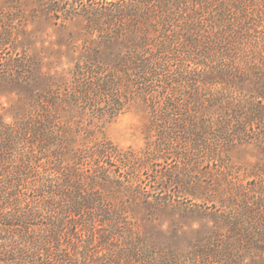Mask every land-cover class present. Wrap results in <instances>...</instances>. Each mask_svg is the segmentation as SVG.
<instances>
[{"label":"rangeland","instance_id":"1","mask_svg":"<svg viewBox=\"0 0 264 264\" xmlns=\"http://www.w3.org/2000/svg\"><path fill=\"white\" fill-rule=\"evenodd\" d=\"M239 1L246 7L248 0H119V4L77 0L79 8L96 4L134 9L131 20L119 23L118 35L112 31L110 44L90 31L81 17L66 26L44 18L28 26L36 31V39L24 59H35L40 78L44 73L53 77L48 82L53 84L50 93L63 107L56 123L59 138L66 136L89 151L110 142L117 151L104 144L106 159L101 164L111 172L109 181L94 179L101 176L100 168L84 167L82 174L94 181L85 186L88 182L82 180L79 191L77 186L67 189L57 179L49 183L56 176L46 175L52 147L26 154L24 160L30 163L15 185L17 207L26 217L19 222L27 228L13 233L4 232L0 225V244L4 243L0 264H11L19 248L24 249L22 264H145L135 257L144 259L146 253L160 264H221L220 257L197 258V250L220 252L229 237L231 264H264V237H258L264 232V124L244 128L245 122L236 118L230 123L240 129L234 141L219 139L221 127L218 135L212 130L208 135L196 131L193 136L189 129L229 121L225 104L230 87L223 84L225 74L230 82L236 72L243 76H238L243 85L231 82L237 92L234 103H253L254 84L264 77V23L239 40L237 10L227 12L229 4L235 2L237 7ZM253 1L249 11L260 9L264 17V0ZM221 4L225 6L222 21ZM227 13L232 24L225 22ZM104 30L102 37L107 36ZM233 30L238 39L228 56ZM12 46L0 47V114L6 123L19 121L20 109L29 103L24 89L30 69L14 71L12 59L19 54ZM147 60L156 64V74L138 68ZM77 64L84 67L80 72L85 77H100L113 88L104 96L74 97L76 87L85 88L74 83ZM44 84L41 89L47 88ZM77 102L82 108L74 113L70 109ZM21 138V147L29 150L31 139ZM213 146L217 147L214 154L208 152ZM12 148L10 154L19 157L18 147ZM115 176L124 180L122 186ZM83 197L89 201L88 208L74 213L73 198L81 202ZM249 231L256 232L254 247L245 242ZM39 237L41 243L32 247ZM238 239L254 250L238 253Z\"/></svg>","mask_w":264,"mask_h":264},{"label":"trees","instance_id":"2","mask_svg":"<svg viewBox=\"0 0 264 264\" xmlns=\"http://www.w3.org/2000/svg\"><path fill=\"white\" fill-rule=\"evenodd\" d=\"M112 1L113 2L111 3L113 4H119L117 3L119 0ZM245 2L246 7L244 6L245 4L243 1H239L237 3V7L236 3L233 2V4L231 6L229 4V8H227V12L229 13L234 12L231 9L237 10V16H235V26L237 27L236 24L241 23V32H239V40H244V38H248L251 31H254L257 27L261 25V23H264V17L260 15V13H258L260 9H257L256 11H249V9L251 10V6H253L254 1L248 0V2ZM98 6L99 5L95 4L93 6L87 5L85 7L79 8L77 6V0H0V47L3 45L13 44L12 48H14L16 50L15 52H17L15 54H19V58L12 59L11 67H13L15 72H22V70H24L26 67L30 69L28 70L30 73L29 80L28 82H26V87L24 89V92L26 93L25 97L28 99L29 103L20 109L21 119L18 121L17 119L19 118H16L15 122L6 123L4 121V117L0 114V217H3L4 220L2 223H0V225L2 228L5 229L4 232L10 230L14 233L15 231H20L21 227H24V230H26L27 228V226L22 224L26 219L25 214L23 213V211L20 212L17 207L19 196L16 195L18 190H16L17 185H15V182H19L20 178L23 177L26 164L30 163V160H28L29 162H27V160H24L26 154L33 156L36 151L41 153L43 149H46L47 147H52V150H48L50 155L49 157H47V162L50 165V168L48 169L50 173L46 175L50 177L54 174L56 176H52L50 178V184L53 182V180L55 182V179H57V182L64 183V186H66L67 189L71 186H77L75 189L79 191L80 188L78 187L80 185L82 186V180L85 182H93L94 179L97 178L103 182H108L110 179L111 172H109L107 168H105V166L101 163L103 158L106 159V154H104L105 152L103 148H112L113 146L111 145V143L107 142L99 144L97 146L103 148L98 151H95L92 148L91 151H89L86 148H82V146L78 148L75 142H72V140L70 138H66V136L61 135L59 138L58 131L60 130L56 123H60L58 117L61 111L63 110V107L56 102V99H58V97L54 93H50L52 91L51 88L53 87V84H51L50 82L48 85V82L51 81L53 77L49 74L45 75L44 73V76L41 77V79L39 76L40 68L38 64L36 68L35 59L30 58V56L29 60L24 59V56H26L27 53L31 51L33 40L36 39V31H34L33 29L30 30L28 26H36V23L41 18L50 20L54 24H56L57 21H60V26H66V24L81 17L87 22V27L90 31L97 32L99 39L105 41V44H110V41H112V39L110 40V37L112 36V31L114 29L116 30L113 36L118 35L117 29L120 26L119 23L122 20H131L133 18L132 13L134 9H125L122 5L111 9L107 7L103 8ZM224 9V4H221V8L218 14L220 21L224 19ZM240 11L243 14L241 16L238 15ZM254 14H256V16H254ZM232 21L233 20H230L229 14H225V22L232 24ZM97 22H100V26H98ZM103 27H105L104 29H107V36L105 37H102V35L105 34V30L103 29ZM236 39L238 38L235 37V30H233V37L231 36V42L227 43L231 44V46H229V55L227 52L228 56H230V47H233ZM222 49L224 52L225 48H221V50ZM225 53H223V55ZM148 60L142 61L141 65H139L138 68L141 69L143 72H146L147 74H156V64H150ZM76 67L78 70L74 78V83H76L80 89L84 87L85 88L83 91H80L77 90L76 87L73 91L74 97H80L79 99L81 100L86 96L90 98L91 94L97 95L98 93H103L100 95L104 96L106 95L105 92L110 91L113 88V86L109 82H104V80H101L100 77H97L94 80L85 77V72H80L81 69H84V67H80L79 64H77ZM87 69H90V67L88 66ZM236 71L237 70L235 69V72ZM238 76L243 77L238 72H236L235 74H233V77H231V82L233 81V83L235 84L243 85V78H238ZM225 77L229 76H226V74L225 76H223V84L227 83L230 87L229 96L227 100L228 102L225 104V109H227L225 113L228 117L227 120L229 121L223 122V126H221V124H219L218 126L216 123V125L211 124L213 127L210 124L205 123L202 125V128L196 127V125H191L189 129H191V133L193 136L196 134V131H202L203 134L208 135L210 131L213 130V134H217L219 133L218 131L221 130V127V137L219 136V139L223 137L224 139L226 137H228L229 139V137H232V140L234 141V136L237 135L240 129H236L237 127L234 126L235 124H230L233 123V121H238L237 119L242 120L243 123L245 122L244 128L248 126L252 127L254 124H258V122H262L264 124V77L257 78V81L254 84V102L251 104L234 103L232 101L233 95H235L234 92L236 91L233 89L229 78L227 80V78ZM95 80L97 81V83L95 82ZM42 83H45L44 85L45 87H47L46 89L40 88V85L42 86ZM223 106L224 105L220 103L219 107ZM81 108V105L77 102L75 106H72L70 111H75L74 113H77L78 110ZM175 126L178 127V124H175ZM23 136L24 139L30 138L32 140H30L32 146L28 148L29 150H27V146L21 147L22 144L20 145V140L23 139L21 138ZM55 138H58V144L54 142ZM13 144L15 145L16 149L18 147V150L15 151L19 157L14 158V155L10 154L9 152L11 149L12 151L14 150L12 148ZM104 144H108L107 147H104ZM216 148L217 147L213 146V149L210 150L209 148L208 152L214 154ZM113 149L117 151L116 147H113ZM94 156H96L95 159L93 158ZM115 157L119 159L120 155L115 154ZM91 159H93L92 161H94L95 167L89 166ZM84 167H87L93 171L95 169L100 168L101 170H103V172H101V176L94 177V179L89 178L82 174L83 169H85ZM114 181H116V183L121 186L124 183V180H118L117 176H115ZM70 183L72 184L69 185ZM132 184L133 180L129 182V185ZM87 185H89V182L85 186ZM56 186L57 184L51 187ZM50 193L52 192L50 191ZM83 193H85V190L83 191ZM55 195L56 193L54 191L52 197ZM81 199H83L81 200V202H77V199L73 198L74 204L72 206V209L74 213L80 212L81 210L88 208L87 205L89 201L86 198L84 199V197ZM19 221H22V223H20ZM46 232L48 233V231ZM255 233L256 232L249 231L246 233L245 237V242L249 243V245H252L253 247L255 246V244H257V237L255 236ZM33 234L34 233L32 232V235ZM34 235L36 236V234ZM258 237H264V232ZM41 240L42 237H39V240L34 239L32 247L36 246L37 242L41 243ZM43 240H45V238H43ZM0 241L2 240L0 239ZM236 241L237 245H239L238 253L242 254L245 253V251H247V253H250V250H254V248L250 247L245 248L243 246V242L239 243V239L235 240V242ZM227 242L233 243L232 238L229 237V239L226 241V244L223 245L225 249L221 250L220 252L216 251V248L210 249V251H213L212 253H207L208 250L204 249L197 250V258H201L204 260H208V258L218 260L220 257L222 261L215 262L221 264H231L232 259H234V257L230 256L232 253L231 250L233 251V247ZM3 244H0V248H3ZM30 245L32 244L30 243ZM212 248H214V246ZM18 252L20 254H18ZM136 255V251L133 250V257ZM23 256L24 249L19 248L17 250V253L13 255V258H11V264H22V261L24 260V258H22ZM141 256L143 255H138L135 257V259L138 260L137 262L144 261L146 262L145 264H160L159 259L157 261L156 259L154 260L153 255L151 253H146L144 259L140 258ZM254 257L255 256H252V258ZM4 264H6V262H4ZM161 264H166V262L161 261Z\"/></svg>","mask_w":264,"mask_h":264}]
</instances>
